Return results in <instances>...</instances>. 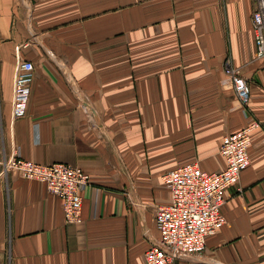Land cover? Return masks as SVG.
I'll use <instances>...</instances> for the list:
<instances>
[{
	"label": "crops",
	"instance_id": "obj_1",
	"mask_svg": "<svg viewBox=\"0 0 264 264\" xmlns=\"http://www.w3.org/2000/svg\"><path fill=\"white\" fill-rule=\"evenodd\" d=\"M261 4V5H260ZM262 5V2L260 3ZM256 0H0V156L65 162L91 176L83 221L47 183L0 178V264H146L169 203L163 175L226 166L224 135L252 131L228 188L226 224L198 264H264V57ZM17 53L35 63L27 115L12 120ZM250 85L238 98L226 67Z\"/></svg>",
	"mask_w": 264,
	"mask_h": 264
},
{
	"label": "built area",
	"instance_id": "obj_2",
	"mask_svg": "<svg viewBox=\"0 0 264 264\" xmlns=\"http://www.w3.org/2000/svg\"><path fill=\"white\" fill-rule=\"evenodd\" d=\"M260 9V8H259ZM253 14L258 57H264V13ZM238 98L248 105L251 85L238 68L226 67ZM35 79L33 60L17 53L13 80L12 120L27 115L32 83ZM259 123L224 135L220 151L226 166L219 171L204 169L201 162L190 161L163 175L165 186L171 192L169 203L159 207L156 215L161 232L158 241L146 251V264H198L192 256L202 254L207 238L226 224L223 205L228 188L239 183L242 172L251 163L249 152L252 131ZM10 170L24 177L47 183L50 192L63 199L68 223L83 221V190L91 176L82 167L65 162L44 164L23 157L19 152L8 158L0 156V178Z\"/></svg>",
	"mask_w": 264,
	"mask_h": 264
},
{
	"label": "rangeland",
	"instance_id": "obj_3",
	"mask_svg": "<svg viewBox=\"0 0 264 264\" xmlns=\"http://www.w3.org/2000/svg\"><path fill=\"white\" fill-rule=\"evenodd\" d=\"M258 6H260L261 2H262V5L263 6H260V9L263 13H264V0H256ZM260 4V5H259ZM7 120L8 118L3 114L2 112V107H1V104H0V147H1V137L5 134V130H6V127H7Z\"/></svg>",
	"mask_w": 264,
	"mask_h": 264
}]
</instances>
